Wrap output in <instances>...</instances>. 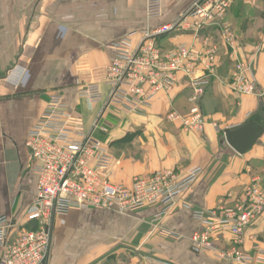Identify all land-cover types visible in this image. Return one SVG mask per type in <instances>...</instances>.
Instances as JSON below:
<instances>
[{
	"label": "crops",
	"instance_id": "0c3cea01",
	"mask_svg": "<svg viewBox=\"0 0 264 264\" xmlns=\"http://www.w3.org/2000/svg\"><path fill=\"white\" fill-rule=\"evenodd\" d=\"M198 1L163 0V16L148 20L146 0H0V217L10 222L9 243L21 231L37 227L26 219L38 195L26 144L49 96L60 93L77 127L88 131L103 105L90 106L77 91L104 80L114 59L112 46L132 32L180 20ZM225 21L235 36L234 47L263 90L264 0H237ZM218 31L212 25L161 40L167 51L181 43L203 49L208 37L219 45L215 74L203 96L193 101L194 90L180 78L172 92L159 96L142 114L119 116L110 109L101 122L108 129L100 138L111 158L113 184L131 187L135 179L148 180L159 171L181 180L197 168L202 173L159 221L160 204L135 213L84 210L58 218L52 253L43 264H234L218 256L232 247L230 233L213 237L215 252L194 246L192 238L201 230L194 212L234 209L255 180L264 187V134L244 155L224 136L250 115L263 113L264 99L231 90L235 64ZM171 111L182 116L201 112L207 124L202 131L184 132L166 120ZM166 232L175 237L164 236ZM242 238L245 251L264 248V213Z\"/></svg>",
	"mask_w": 264,
	"mask_h": 264
},
{
	"label": "built area",
	"instance_id": "2783aa9c",
	"mask_svg": "<svg viewBox=\"0 0 264 264\" xmlns=\"http://www.w3.org/2000/svg\"><path fill=\"white\" fill-rule=\"evenodd\" d=\"M237 0H200L180 20L130 33L112 46L114 59L107 67L101 83L78 89L77 95L90 106L103 105L88 131H80L77 122L60 93L49 96L46 106L30 131L27 148L31 155V170L37 178L38 195L26 214L35 230L21 231L11 243L7 233L11 228L6 217H0V264H43L52 253L55 221L70 212L84 210H119L135 213L152 205L164 208L155 221L174 205V199L202 173L194 170L186 179L172 172L159 171L148 180L135 179L131 187L113 184L109 179L111 158L100 138L107 134L102 119L110 109L119 116L142 114L162 94H169L186 78L194 90L193 101L204 95L203 88L215 74L219 45L211 38L203 49L181 43L165 50L161 40L182 32L199 33L216 26L226 46L229 59L235 64L229 86L241 96L264 99V89H258L250 75V66L240 57L235 36L226 23V16ZM163 16V0H146V17L156 20ZM118 108V109H117ZM166 120L178 124L184 132L202 131L207 119L201 112L182 116L176 111ZM191 208V204L185 203ZM264 213V187L261 180L247 186L243 199L234 209L221 213L196 211L201 230L194 234L193 244L200 251L215 252L212 239L230 233L232 247L219 253L222 260L234 264H264V248L255 245L252 251L241 249L242 234ZM175 237L171 233L163 234ZM177 238V237H176ZM149 260L146 259V262Z\"/></svg>",
	"mask_w": 264,
	"mask_h": 264
},
{
	"label": "water",
	"instance_id": "95a60500",
	"mask_svg": "<svg viewBox=\"0 0 264 264\" xmlns=\"http://www.w3.org/2000/svg\"><path fill=\"white\" fill-rule=\"evenodd\" d=\"M263 113L250 115L244 123L224 131L225 141L238 154L244 155L260 143L264 134Z\"/></svg>",
	"mask_w": 264,
	"mask_h": 264
},
{
	"label": "flooded vegetation",
	"instance_id": "af4514ba",
	"mask_svg": "<svg viewBox=\"0 0 264 264\" xmlns=\"http://www.w3.org/2000/svg\"><path fill=\"white\" fill-rule=\"evenodd\" d=\"M30 167H31V165H30Z\"/></svg>",
	"mask_w": 264,
	"mask_h": 264
}]
</instances>
